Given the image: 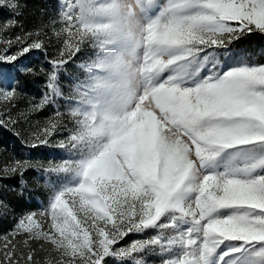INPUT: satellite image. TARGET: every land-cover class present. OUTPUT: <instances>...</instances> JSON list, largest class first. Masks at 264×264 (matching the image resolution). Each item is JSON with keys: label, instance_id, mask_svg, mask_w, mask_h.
<instances>
[{"label": "snow or ice", "instance_id": "6c2138e0", "mask_svg": "<svg viewBox=\"0 0 264 264\" xmlns=\"http://www.w3.org/2000/svg\"><path fill=\"white\" fill-rule=\"evenodd\" d=\"M0 7L12 13L0 23V129L22 137L16 126L28 112L57 98L70 105L59 70L82 50V38L63 16L48 91L21 110L25 79L35 75L26 61L45 43L31 32L4 37L17 27L20 5L0 0ZM156 9L168 18L170 45L158 54L170 59L158 63L144 96L153 121L151 163L144 152L134 160L104 152L49 163L42 170L55 180L42 210H19L0 186V217H15L0 233V264H157L148 256L158 264H264V62L256 59L264 47L235 43L264 39V0H165ZM63 117L57 110L21 143L49 145ZM67 131L54 146L74 152L78 138ZM34 167L13 157L0 169L3 178H21L20 188L8 191L22 197L23 174ZM149 230L154 234L121 245Z\"/></svg>", "mask_w": 264, "mask_h": 264}, {"label": "rangeland", "instance_id": "374dc122", "mask_svg": "<svg viewBox=\"0 0 264 264\" xmlns=\"http://www.w3.org/2000/svg\"><path fill=\"white\" fill-rule=\"evenodd\" d=\"M20 5V15L14 18L18 25L9 35L31 32L45 43L44 51L34 50L28 57V67L35 75L25 79L24 96L18 102V108L27 110L38 104L45 93L42 91L44 63L41 55L57 56L63 38L62 17L67 16L73 31L82 38V50L72 62L69 71L59 70V86L71 102L57 98L56 103L48 104L35 112L27 113L16 126L22 137L0 129V169L12 162L15 157L29 160L36 167L23 174V196L16 197L8 190L20 188V176L3 178L0 173V186L5 195L19 210H42L47 207L50 196V184L54 175L45 173L42 167L52 162L66 159H80L81 156L93 158L108 152L134 160L138 152H144L146 162L151 163L152 125L148 111L150 105L144 99L149 87V78H154L159 62L167 64L170 57L158 54L159 50L170 47L165 41L164 25L167 17L153 12L156 3L165 0H11ZM63 6V13L61 7ZM12 16L6 7H0V23ZM158 25L153 33L148 29L151 24ZM58 33L60 36L58 37ZM149 35L153 38L149 39ZM238 49L259 52L264 47V39L257 36L242 38L235 42ZM256 59L264 62V56ZM5 66L0 65V70ZM38 68V69H36ZM59 110L64 113V128L52 137L49 145L26 146L21 138L31 139L33 130L43 126L44 122ZM2 111V109H0ZM73 129L77 136L78 148L71 152L54 146L57 141L68 135L67 129ZM231 153L228 154L230 156ZM225 157V159L228 158ZM71 182V177H68ZM15 217H0V233L10 231ZM154 234H130L121 245L132 240L144 239ZM45 254L41 252L40 258ZM149 261H157L156 256H148ZM110 264H116L110 261ZM124 264H130L125 261Z\"/></svg>", "mask_w": 264, "mask_h": 264}, {"label": "trees", "instance_id": "16d2710c", "mask_svg": "<svg viewBox=\"0 0 264 264\" xmlns=\"http://www.w3.org/2000/svg\"><path fill=\"white\" fill-rule=\"evenodd\" d=\"M41 57H43L42 59V62L44 63V72H43V77H45V80L47 81V77H48V73L51 71V64H50V61L52 60V58L49 56V55H46V54H42ZM69 66L65 65L61 70L63 71H69ZM38 69V68H36ZM42 91H45L47 92V88H46V85L43 83V87L41 88Z\"/></svg>", "mask_w": 264, "mask_h": 264}]
</instances>
